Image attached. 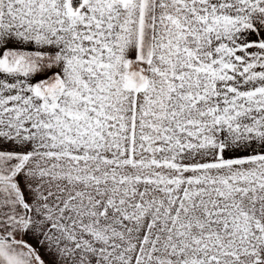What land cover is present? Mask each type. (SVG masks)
Returning <instances> with one entry per match:
<instances>
[{
  "label": "snow or ice",
  "instance_id": "1",
  "mask_svg": "<svg viewBox=\"0 0 264 264\" xmlns=\"http://www.w3.org/2000/svg\"><path fill=\"white\" fill-rule=\"evenodd\" d=\"M0 264H264V0H0Z\"/></svg>",
  "mask_w": 264,
  "mask_h": 264
}]
</instances>
